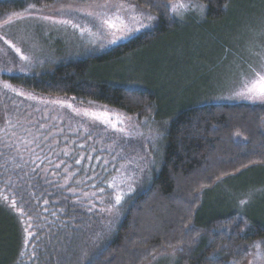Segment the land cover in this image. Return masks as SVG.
<instances>
[{"label":"rangeland","instance_id":"obj_1","mask_svg":"<svg viewBox=\"0 0 264 264\" xmlns=\"http://www.w3.org/2000/svg\"><path fill=\"white\" fill-rule=\"evenodd\" d=\"M5 1L13 0H0V3ZM104 3L105 0H53L47 6H27L23 12L0 15V37L14 46L10 48L0 39V77H38L57 66L102 55L155 28L156 17L150 13L155 18L150 27L124 36L118 30L119 22H115L113 29L102 25L97 17L119 14L130 28L138 27L128 19L130 13L143 19L139 14L149 12L126 0H108L106 7L98 6ZM120 3L129 11H120L116 7ZM173 4L177 5L175 13ZM88 12L93 16L87 15ZM168 13L176 23L175 29L129 54L122 62L110 65L107 76L112 83L153 93L161 109L159 116L195 104L264 106L259 101L236 96L242 80L252 78L250 67H261L264 0H229L222 17L215 20H209L206 8L193 0L170 3ZM53 20H68L70 24L53 23ZM81 28L87 29L83 35ZM116 36L124 38L116 39ZM113 39L115 43L110 42ZM16 48L27 61L20 59ZM5 84L0 80V139L5 130L11 132L10 136L21 133L35 141L34 152L39 151L41 144L50 143L43 150L47 151L44 156L34 155V168L41 166L44 159L45 166L54 171L51 181L58 179L57 173L63 179L60 184L69 187L64 195L68 197L66 205L71 208L70 228L76 234L92 230L90 236L83 237L89 245L86 252H92L103 242L102 233L116 228L123 211L118 205V214L115 210L109 212L115 200L109 199L104 190L98 191V187L87 188L96 181L105 186L108 174L116 195L122 191L130 199L144 191L160 164L165 125L152 115L128 116L107 107L81 105L64 98L30 95L13 100L7 97L11 87L6 89ZM22 100L28 108L20 115L15 105ZM14 139L12 136L11 140ZM201 208L206 215L238 212L264 217V168L230 177L204 192ZM240 248L248 255L245 264H264V242ZM62 251L68 261L73 258L71 246L66 245ZM176 261L174 255H162L150 264H176Z\"/></svg>","mask_w":264,"mask_h":264},{"label":"trees","instance_id":"obj_2","mask_svg":"<svg viewBox=\"0 0 264 264\" xmlns=\"http://www.w3.org/2000/svg\"><path fill=\"white\" fill-rule=\"evenodd\" d=\"M52 1L1 2L0 15L23 12L27 6H47ZM126 1L156 17L150 33L102 55L57 66L38 77L1 76L0 80L11 87L7 97L13 100L30 95L64 98L128 116H155L165 125L157 171L136 196L128 199L119 192L123 218L115 229L102 233L103 242L89 254L88 241L85 244L83 237L90 236L92 230L76 234L70 228L71 208L64 195L69 187L60 184L63 179L57 173L60 181H51L54 171L45 166L44 159L34 168V155L44 156L47 151L43 150L50 143L41 144L34 152L31 137L21 133L10 136L11 132L5 130L0 139V264H150L162 255H174L176 264H245L248 255L240 247L264 242L263 215H206L201 210L204 192L230 177L264 168V106L195 104L159 116L161 109L153 93L112 83L107 76L110 65L122 62L176 27L168 5L177 0ZM193 1L206 8L209 20L222 17L229 2ZM23 103L15 105L17 114L28 108ZM106 176L105 186L96 181L87 189L98 187L115 200L110 187L113 180ZM66 245L74 249L69 261L62 251Z\"/></svg>","mask_w":264,"mask_h":264},{"label":"snow or ice","instance_id":"obj_3","mask_svg":"<svg viewBox=\"0 0 264 264\" xmlns=\"http://www.w3.org/2000/svg\"><path fill=\"white\" fill-rule=\"evenodd\" d=\"M107 4H108V0H105L104 4L98 5V6L103 8V7H106ZM116 7L120 11H124V12L129 11V9L125 8L124 4H122V3L116 5ZM176 7H177L176 4L172 5L173 13H175ZM179 7H183V4H180ZM86 14L89 16H93L92 12H88ZM139 15L143 19H138L136 14H132V13L129 14L128 19L132 21L133 25H138V27L134 26V27H130V28L124 24L123 19L119 14H114L112 17H106L103 15H100L97 18L100 20L102 25H107L109 28H113V29L116 28L115 22H119L121 24V28L118 30L123 31L124 36H127V35H130L132 32H139L142 28L150 27L152 21L155 19L150 13H147V12L140 13ZM45 19H48V18L45 17ZM9 22H11V21H9ZM53 23L69 25L70 21H68V20H53ZM71 26L74 28L79 27L78 25H71ZM85 31H87V29L81 28V35H83ZM124 36H116V39H123ZM0 39H3L4 43L8 44V46L10 48L14 47L11 43H9L8 40L4 39V37H0ZM116 39H113L110 42L115 43ZM15 51H16L17 55L20 56L21 60H23V61L28 60V58L21 53L20 49L16 48ZM260 61H261L260 69H255V68L250 67V72L252 74V78L251 79L245 78L242 80L241 88L239 91L236 92V96L242 97L244 99H249L253 102L259 101L261 103H264V55H261ZM8 87L9 86L7 84L4 85V88L7 89ZM17 94H19V93H17ZM85 115H88V114L85 113ZM94 119H100V117L94 116ZM118 130H122V129H118ZM236 135H239V133H236ZM121 199H122V197L120 195H116L115 196V204L112 205L110 208H108V211L113 212L115 210V212L118 214L119 208H117V206L121 204ZM241 203L242 204L246 203V201H242Z\"/></svg>","mask_w":264,"mask_h":264}]
</instances>
